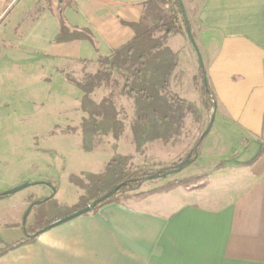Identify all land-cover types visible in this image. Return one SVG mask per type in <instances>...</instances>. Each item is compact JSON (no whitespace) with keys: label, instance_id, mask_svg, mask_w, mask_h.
<instances>
[{"label":"crops","instance_id":"1","mask_svg":"<svg viewBox=\"0 0 264 264\" xmlns=\"http://www.w3.org/2000/svg\"><path fill=\"white\" fill-rule=\"evenodd\" d=\"M143 1L0 0V73L37 75L50 90L62 63L94 62L130 41ZM57 3L69 26L91 31L96 50L87 41L53 43ZM181 3L215 101L196 157L176 179L205 177L201 188L176 187L165 204L102 206L0 264H264V0ZM7 226L0 230L23 232ZM14 239L0 237V248Z\"/></svg>","mask_w":264,"mask_h":264},{"label":"rangeland","instance_id":"2","mask_svg":"<svg viewBox=\"0 0 264 264\" xmlns=\"http://www.w3.org/2000/svg\"><path fill=\"white\" fill-rule=\"evenodd\" d=\"M168 46L179 56V68L171 77L172 90L192 103L195 110L190 113L184 111L178 133L173 138L166 143L144 144L142 153L136 151L132 141V100L119 102L123 109L119 119L124 124L120 138L115 141L110 136L99 137L94 150L85 153L81 150L79 130H72L79 127L83 117L79 105L82 93L75 86L66 82L57 72L60 77L48 85L50 90L38 84L37 75L22 77L16 69L0 73V192L26 181L33 183L54 179L55 185H58L54 198L70 207L82 194L69 182L70 175L99 173L114 154L131 156L129 170L143 167L150 171L167 170L173 163L182 160L206 129L208 114L201 102L196 53L188 37L186 34L176 36L168 42ZM61 69L75 80H81L84 73L91 74L96 66L67 61L62 63ZM104 94L105 90L99 89L95 91L94 99L98 101ZM183 172L185 170L182 169L180 173ZM177 177L179 172L144 182L137 191L130 192L124 199L123 194H119L118 200L130 205L135 202L142 204L140 201L144 199L165 204L170 202L169 193L176 187L191 189L193 186L198 189L201 188L199 181L206 179L185 178V182L174 187L165 184V181ZM49 193L51 189L46 186L31 185L26 190L0 199V228L13 222L19 223L28 203ZM22 236V231L0 230V237L5 239L11 237L18 240Z\"/></svg>","mask_w":264,"mask_h":264},{"label":"trees","instance_id":"3","mask_svg":"<svg viewBox=\"0 0 264 264\" xmlns=\"http://www.w3.org/2000/svg\"><path fill=\"white\" fill-rule=\"evenodd\" d=\"M141 4L142 13L139 20L128 24L133 31L130 41L114 49L108 56L98 54L94 62L80 61L85 66L90 64L96 66L94 72L84 73L81 80H75L61 68L56 69L66 82L82 93L79 105L83 117L79 127L72 128V130H79L81 150L85 153L94 150L99 137L110 136L117 141L122 135L124 124L119 119V114L123 111L119 106L120 100H132L133 102V119L130 130L133 144L139 153H142L144 144L168 142L178 133L184 111L190 113L195 110L192 103L178 96L171 87V77L179 68V56L168 46V42L176 35L186 34L178 1L145 0ZM54 13L59 31L53 43L87 41L96 50V41L89 29L71 27L65 22L60 3H57ZM197 60V73L201 82V102L204 109L209 112L213 108L215 97L208 84L207 90L203 84L205 68L199 65L198 57ZM99 89L105 90V94L96 101L94 93ZM262 125L260 139L263 144L259 154L264 150V119ZM201 141L202 139H198L185 157L173 163L167 170L150 171L149 168L144 167L129 170L128 163L131 156L114 154L99 173L71 174L69 182L82 191L77 202L69 207V205L59 203L56 198L49 197V193L28 203L29 206L33 202H40L34 204L28 213L24 228H22L23 236L14 242L5 243L0 248V257L14 248L33 243L38 236L35 234L39 230L85 207L115 186L123 185L113 196L83 216L94 214L100 207L118 202L119 194H123L124 199L130 192L137 191L144 182L155 180H147V177L168 172L176 168L184 159H194ZM159 178L165 177L156 179ZM185 181L172 179L165 181V184L174 187ZM32 185H43L55 191L58 188L54 179L41 183L33 182ZM8 196L0 192V199ZM9 226L20 227L21 221L7 227Z\"/></svg>","mask_w":264,"mask_h":264},{"label":"water","instance_id":"4","mask_svg":"<svg viewBox=\"0 0 264 264\" xmlns=\"http://www.w3.org/2000/svg\"><path fill=\"white\" fill-rule=\"evenodd\" d=\"M178 1V4H179V9H180V12H181V16H182V19H183V23H184V26H185V30H186V33H187V37L189 39V42L190 44L192 45L198 59H199V65L201 67H203V63L201 61V57L199 55V52L197 50V47H196V44H195V41H194V38L192 36V33L190 31V28H189V24H188V21H187V18L185 16V12H184V9H183V5L181 3V0H177ZM203 84L207 90V81H206V77H205V71H203ZM214 104V103H213ZM212 120H213V116L210 118V121L208 123V125L206 126V129H204V131L202 132V134L200 135L199 137V140L203 139V137L206 135V133L208 132L210 126H211V123H212ZM196 157V153H195V156ZM193 161V159H186V160H183L181 163H179L177 165L176 168L168 171V172H164V173H161V174H155V175H152V176H149L147 177V180H151V179H156L158 177H165L169 174H172V173H176L178 172V170L180 171V169L186 167L189 163H191ZM36 183H41V182H36ZM32 183L31 182H23L21 184H19L18 186L14 187V188H11V189H8L6 191H3V194L4 195H11V194H14V193H17V192H20L21 190H26V188H28L29 186H31ZM123 186V185H118V186H115L113 189H111L110 191H108L107 193L103 194L101 197H99L98 199L92 201L91 203H89L88 205H86L85 207L73 212V213H70L69 216L66 215L64 216L63 218L47 225L46 227H44L42 230H39L35 235H39V234H42L44 233L45 231H48L56 226H59L63 223H66L72 219H75L77 217H80V216H83V214L85 213H88L89 211L93 210L98 204H100L101 202H103L104 200H106L107 198L113 196L117 191L118 189ZM54 194H55V190L52 189L51 190V194L49 195V197H54ZM40 202L39 201H36V202H33L31 203L27 209L25 210V212L23 213L22 215V220H21V227L24 228V225H25V221H26V218H27V215L28 213L30 212L32 206L34 204H39Z\"/></svg>","mask_w":264,"mask_h":264}]
</instances>
